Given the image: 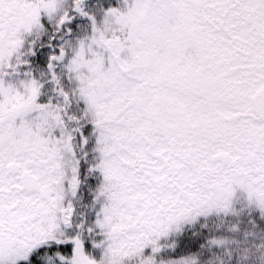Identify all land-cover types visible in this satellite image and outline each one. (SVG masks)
I'll return each mask as SVG.
<instances>
[{"label":"snow or ice","instance_id":"1","mask_svg":"<svg viewBox=\"0 0 264 264\" xmlns=\"http://www.w3.org/2000/svg\"><path fill=\"white\" fill-rule=\"evenodd\" d=\"M0 264H264V0H0Z\"/></svg>","mask_w":264,"mask_h":264}]
</instances>
